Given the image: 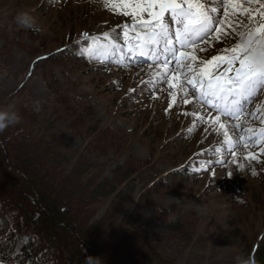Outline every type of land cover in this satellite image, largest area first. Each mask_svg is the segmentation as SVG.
I'll return each instance as SVG.
<instances>
[{
  "label": "rangeland",
  "instance_id": "obj_1",
  "mask_svg": "<svg viewBox=\"0 0 264 264\" xmlns=\"http://www.w3.org/2000/svg\"><path fill=\"white\" fill-rule=\"evenodd\" d=\"M216 1L220 0H201L206 7H218L212 15L220 31L200 41L193 53L198 65L214 56L231 55L226 50L239 43L238 33L264 24V0H238L235 4L222 0L223 7ZM0 3L2 90L14 92L27 80L23 99L17 103L24 100L29 115L39 114L74 150H84L94 136L101 141L115 136L116 148L110 145L100 151L97 146L87 153L88 159L104 164L108 178L116 166L128 165L126 154L148 165L136 182L134 200L153 190L156 203L171 210L168 222L194 216L200 244L190 251L202 255L203 264H244L249 245L264 231V137L260 135L264 130V88L241 100L238 117L220 115L206 105L198 107L183 75L171 88L169 77L160 74L157 65L164 56L140 55L126 47L124 33L132 42L138 30L132 27V15L123 14L131 13L134 0H128V7L125 0H107V6L106 0ZM23 11L36 18L31 29L37 39L21 34L24 27L16 17ZM117 34L119 40L112 41ZM75 45L80 56L88 58L85 65L74 60L45 61L50 54ZM215 65L213 77L234 75L226 72V63ZM169 67L174 68V62ZM46 71L54 73L70 97L69 109H63L49 90ZM185 99L189 102L184 103ZM125 147L130 153H124ZM134 207L123 212L130 214ZM145 219L153 234L167 237L166 223L148 210ZM11 224L0 205V230L7 231ZM219 233L229 235L228 239L218 240Z\"/></svg>",
  "mask_w": 264,
  "mask_h": 264
},
{
  "label": "trees",
  "instance_id": "obj_2",
  "mask_svg": "<svg viewBox=\"0 0 264 264\" xmlns=\"http://www.w3.org/2000/svg\"><path fill=\"white\" fill-rule=\"evenodd\" d=\"M20 32L37 39L32 29ZM77 49H61L45 61L85 65L88 58ZM44 74L51 93L69 109L70 97L54 73ZM26 86L27 80L14 92L0 86V106L12 105L21 116L19 124L0 133V205L12 223L0 230V263L85 264L88 257H97L102 264H203V256L190 251L200 244L194 216L168 222L171 210L156 203L153 190L134 200L136 182L148 165L126 154L128 165L116 166L106 177L105 165L87 153L97 146L100 151L116 148V137L101 141L94 136L82 151L65 145L39 114L29 115L24 100L17 103ZM134 204L130 214L123 212ZM146 210L166 223L167 237L151 232ZM228 237L219 233L217 238L225 242ZM252 261L264 264V231L248 247L245 262Z\"/></svg>",
  "mask_w": 264,
  "mask_h": 264
},
{
  "label": "snow or ice",
  "instance_id": "obj_3",
  "mask_svg": "<svg viewBox=\"0 0 264 264\" xmlns=\"http://www.w3.org/2000/svg\"><path fill=\"white\" fill-rule=\"evenodd\" d=\"M224 2L235 4L238 0ZM124 6H129L128 0H125ZM216 11V7L209 9L201 0H134L131 13L123 14L132 15V27L138 30L132 38L134 42L129 41L125 32V43L129 51H137L140 55L151 52L157 59L164 56L157 65L162 69L160 74L169 77L171 88L177 86L173 81H179L183 75L191 86L198 107L206 105L220 115L238 117L242 113L241 100L264 88V24L238 33L239 43L226 50L231 55L214 56L206 64L198 65L193 53L200 41L210 33L220 31L216 26L218 21L212 15ZM145 13L147 19L144 18ZM105 37H108L107 33ZM118 40V34L112 37V41ZM173 62L175 67L170 68ZM216 62L226 63V72L232 71L234 75L228 78L224 74L213 77L211 73ZM237 64L238 67H235ZM188 102L184 100V103ZM216 119L219 120L220 116ZM260 135L264 137V130ZM252 174L255 175V171Z\"/></svg>",
  "mask_w": 264,
  "mask_h": 264
},
{
  "label": "clouds",
  "instance_id": "obj_4",
  "mask_svg": "<svg viewBox=\"0 0 264 264\" xmlns=\"http://www.w3.org/2000/svg\"><path fill=\"white\" fill-rule=\"evenodd\" d=\"M16 21L18 25L27 29H31L37 24L36 18L28 11L20 12L16 17ZM256 59L259 60V56H257ZM36 110H40L38 103ZM20 121L21 116L19 112L14 109V106H0V133H3L9 127L19 124ZM85 264H102V262L97 257H88ZM245 264H248V262H245ZM251 264H255V262L252 261Z\"/></svg>",
  "mask_w": 264,
  "mask_h": 264
},
{
  "label": "bare ground",
  "instance_id": "obj_5",
  "mask_svg": "<svg viewBox=\"0 0 264 264\" xmlns=\"http://www.w3.org/2000/svg\"><path fill=\"white\" fill-rule=\"evenodd\" d=\"M202 1H203V0H202ZM220 1H222V0H220ZM220 1H219V2L216 1V3H220ZM212 4H213V3H212ZM212 4H211V5H212ZM223 4H224V3H220L219 7H221V6L223 7ZM214 6H215V5H214ZM214 6H213V7H214ZM216 7H217V6H216ZM208 8H210V7L208 6ZM217 8H218V7H217ZM217 10H218V9H217ZM221 11H222V10H221ZM221 11H219V12L222 13ZM215 13H216V12H215ZM215 13H213V14H215ZM222 21H223V20H222ZM131 41L134 42L133 40H131ZM126 45H127L126 47L129 48L128 44H126ZM121 47H122V46H121ZM215 66H216V65L214 64L213 67H215ZM220 72H221V69L218 70V73H220Z\"/></svg>",
  "mask_w": 264,
  "mask_h": 264
}]
</instances>
